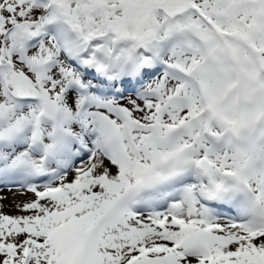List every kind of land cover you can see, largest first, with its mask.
Segmentation results:
<instances>
[{"label":"snow or ice","instance_id":"obj_1","mask_svg":"<svg viewBox=\"0 0 264 264\" xmlns=\"http://www.w3.org/2000/svg\"><path fill=\"white\" fill-rule=\"evenodd\" d=\"M0 264H264V0H0Z\"/></svg>","mask_w":264,"mask_h":264}]
</instances>
